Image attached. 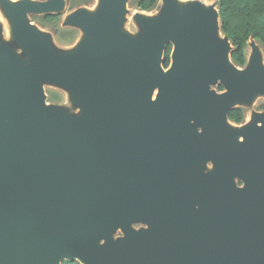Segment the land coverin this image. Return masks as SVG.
<instances>
[{
    "label": "water",
    "instance_id": "1",
    "mask_svg": "<svg viewBox=\"0 0 264 264\" xmlns=\"http://www.w3.org/2000/svg\"><path fill=\"white\" fill-rule=\"evenodd\" d=\"M125 1L101 0L99 13L69 16L65 24L92 40L57 57L27 15L61 11L64 1L0 0L34 71L77 85L74 99L86 111L65 121L45 104L36 76L0 48V264H264V112L241 142L223 125L233 101L264 91L259 47L251 41L247 66L234 73L227 37L209 42L217 9L191 2L179 16L173 0H162L157 21L138 13L146 33L130 40L117 31ZM216 81L226 92L209 90ZM207 159L216 167L204 174ZM194 200L197 253L154 252L150 228L137 236L130 227L149 224L153 204L184 214ZM118 228L124 237L114 240Z\"/></svg>",
    "mask_w": 264,
    "mask_h": 264
},
{
    "label": "rangeland",
    "instance_id": "2",
    "mask_svg": "<svg viewBox=\"0 0 264 264\" xmlns=\"http://www.w3.org/2000/svg\"><path fill=\"white\" fill-rule=\"evenodd\" d=\"M21 0H13V4H18ZM64 5L61 10V17L59 22L50 25H43L35 19L34 14H28L27 18L33 29L34 34L37 38L48 35L46 51L53 56L65 57L71 55L76 48L83 42H90L92 40L91 34L83 27L72 24L66 25V19L73 15L76 11L80 9H85L88 14H92L99 8L101 0H93L88 5H82L78 8L70 9L69 0H63ZM131 0H126L123 7V15L121 19L117 22V31L119 34L127 36L130 40H141L145 33V27L136 19L138 13L152 21H157L163 16V2L159 0V6L157 9L146 12L136 9L130 5ZM175 1L176 11L179 16H183L187 4L191 2L200 3L204 9L211 6L218 10V5L214 0H173ZM204 4V5H203ZM220 20L219 17L216 22V29L211 32L209 36V42L214 43L222 39L223 34L219 29ZM90 37V38H89ZM250 41L248 40V47L246 48L247 64L250 60L252 47L250 46ZM174 40H170L172 44L171 53L174 46ZM231 45V44H230ZM0 48L6 49L13 58L18 62L20 67L26 72L35 75L39 86L41 87L44 96L45 104L58 111L64 118L65 121H78L82 120L86 116V111L82 105L76 102L74 99V93L77 90V85H69L58 81H50L42 77L40 74L34 71L31 63V57L27 50H25L18 42L15 34V24L13 17L3 8L0 2ZM232 49V45H231ZM260 49L261 55V66L264 68V52L262 47ZM170 53V54H171ZM227 64L233 69L234 73L242 74L244 69L234 66L229 59L227 54L226 59ZM27 67H25V66ZM170 65V63H169ZM169 67V66H168ZM219 82L216 81L209 85V90L216 93L222 94L226 92L225 89H218ZM53 99V100H52ZM264 102V91L255 90L250 97L241 100H235L231 103L230 107H243L245 109V118L242 124L232 126L229 129L231 139L233 141H238V138L243 136L242 133L247 129H253L260 127L262 123L258 120V116L263 113L257 110V106ZM227 125H229L227 123ZM203 129V128H202ZM244 139V138H243ZM237 179V178H236ZM234 180V184L237 185V180ZM132 227L136 225L131 224ZM131 227V226H130ZM121 230L118 228L113 234V239L117 240V233Z\"/></svg>",
    "mask_w": 264,
    "mask_h": 264
},
{
    "label": "trees",
    "instance_id": "3",
    "mask_svg": "<svg viewBox=\"0 0 264 264\" xmlns=\"http://www.w3.org/2000/svg\"><path fill=\"white\" fill-rule=\"evenodd\" d=\"M44 1V0H36ZM93 0H69V8L74 9L88 5ZM218 5L219 29L223 37H227L232 49L229 51L231 63L241 69L247 66L246 48L248 40L252 39L264 52V0H214ZM130 5L141 11L150 12L158 8L159 0H131ZM35 19L43 25L57 23L61 11L54 13L34 14ZM172 44L167 43L162 59L163 68H168ZM218 89L223 87L218 85ZM53 100V99H52ZM258 111H264V102L257 106ZM245 109L234 107L227 111L226 117L239 124L243 121ZM60 264H81L78 260H63Z\"/></svg>",
    "mask_w": 264,
    "mask_h": 264
},
{
    "label": "flooded vegetation",
    "instance_id": "4",
    "mask_svg": "<svg viewBox=\"0 0 264 264\" xmlns=\"http://www.w3.org/2000/svg\"><path fill=\"white\" fill-rule=\"evenodd\" d=\"M171 55V54H170ZM218 85H221L220 83ZM222 86V85H221ZM223 87V86H222ZM224 89V88H223ZM222 89V90H223ZM158 95L157 89L153 91L151 94V101H154ZM238 107V106H237ZM234 107H230L232 109ZM243 108V107H242ZM245 112L244 111V118H245ZM264 112V111H260ZM243 118V121H244ZM243 121L239 124H236L232 121H230L226 116H225V121L223 123L225 128H231L230 125L234 126L235 125H240L243 123ZM227 123L229 125H227ZM190 124L193 127L197 128V132H202L203 127L201 125H198L195 123L194 120H190ZM243 141V137L238 138V142ZM164 160L159 159L158 162L162 163ZM215 163L212 159H207L203 165L201 166V171L204 174H209L215 172ZM237 180V186H241L242 182L239 179ZM199 208V202L197 200H194L191 202L186 208L184 214L181 213H169L167 211V208L160 206L154 207L153 204V217L151 219V222L149 224L142 222V221H137L133 223L135 224L136 227H132L133 231L138 234L139 236L141 233H139L143 229H149L151 232V245H152V250L156 252L157 250L159 252H181L184 249V252H187V249L191 250V253H197L198 252V243H199V237H198V224L193 223L192 220V213L197 211ZM185 221L187 225H189L185 231L184 228L186 226ZM195 226V231H193V227ZM195 232V235L193 234ZM118 238L121 239L124 237V233L122 230H120L117 233ZM82 264V263H81ZM153 264H168L164 262H154ZM185 264H192L190 263H185Z\"/></svg>",
    "mask_w": 264,
    "mask_h": 264
},
{
    "label": "bare ground",
    "instance_id": "5",
    "mask_svg": "<svg viewBox=\"0 0 264 264\" xmlns=\"http://www.w3.org/2000/svg\"><path fill=\"white\" fill-rule=\"evenodd\" d=\"M8 3H11V2H13V0H6ZM204 5V4H203ZM100 9H101V6L99 7V8H97L95 11H92L93 13L92 14H97V13H99V11H100ZM207 9V7L205 8V10ZM204 10V9H203ZM142 14V13H141ZM91 36V35H90ZM90 38V37H89ZM91 38H92V36H91ZM92 49L93 50H95V44L92 46ZM25 66V65H24ZM25 67H27V66H25ZM259 126H261V125H259ZM243 137V136H242Z\"/></svg>",
    "mask_w": 264,
    "mask_h": 264
},
{
    "label": "crops",
    "instance_id": "6",
    "mask_svg": "<svg viewBox=\"0 0 264 264\" xmlns=\"http://www.w3.org/2000/svg\"><path fill=\"white\" fill-rule=\"evenodd\" d=\"M252 41H253V40H252ZM253 42H254V41H253ZM250 43H251V41H250ZM250 43H249V44H250ZM254 43H255V42H254ZM255 44H256V43H255ZM256 45H257V44H256Z\"/></svg>",
    "mask_w": 264,
    "mask_h": 264
}]
</instances>
